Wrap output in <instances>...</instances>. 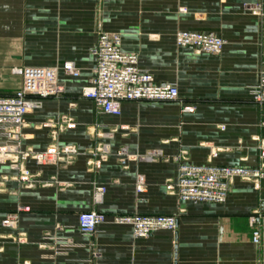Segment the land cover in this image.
Returning a JSON list of instances; mask_svg holds the SVG:
<instances>
[{"label":"crops","instance_id":"0c3cea01","mask_svg":"<svg viewBox=\"0 0 264 264\" xmlns=\"http://www.w3.org/2000/svg\"><path fill=\"white\" fill-rule=\"evenodd\" d=\"M255 5L263 11L254 12ZM99 28L119 34L123 51L137 54L156 84L176 85L179 101L125 102L116 117L83 99L94 77L91 50ZM178 32L214 34L226 44L218 56L197 54L176 45ZM67 62L80 69L78 78L61 71ZM14 68H58L65 87L62 98L45 100L26 116L23 149L45 152L53 143L50 125L67 117L75 127L58 131V145L73 146L79 155L60 166L24 161L38 175L34 188L15 179L18 170L0 164V264H264V181L256 189L236 180L222 205L179 202L167 190L184 152L195 165L208 164L214 153L217 166L260 165L264 106L253 102L251 88L264 68V0H0V96L21 88ZM188 104L195 106L193 114L182 112ZM105 147L103 161L95 154ZM124 150L129 159L121 156ZM152 152L160 156L149 159ZM139 176L145 180L141 194ZM99 187L106 193L95 204ZM20 207L30 210L16 226H5L7 214ZM91 211L108 220L86 237L78 216ZM180 212L176 234L162 231L147 239L111 221ZM253 215L260 246L252 241ZM54 238L76 247L57 256Z\"/></svg>","mask_w":264,"mask_h":264},{"label":"built area","instance_id":"2783aa9c","mask_svg":"<svg viewBox=\"0 0 264 264\" xmlns=\"http://www.w3.org/2000/svg\"><path fill=\"white\" fill-rule=\"evenodd\" d=\"M252 10L259 13L263 11V7L255 5ZM175 42L179 48L193 49L197 54L214 56L220 55L226 44L217 35L196 32H178ZM91 55L95 59L94 77L83 88L82 98L92 102L99 113L120 116L125 102L179 101L178 87L173 84L165 86L156 84L154 76L140 68L139 56L123 51L122 37L119 34L108 33L99 28L97 42L91 50ZM61 71L72 78L80 76V69L73 62L65 63ZM58 73V68H14L12 74L22 78V86L11 96H0V164H9L18 170L19 176L15 179L26 188L36 187L35 178L38 175H33L23 166L24 161L33 160L39 166H60L71 164L79 155L77 148L73 146L61 148L58 145V131L75 127L73 120L67 117L62 118L58 125H50L54 129L53 143L45 152L26 151L22 147L26 116L31 111L42 108L45 100L59 99L65 94V87L59 82ZM251 97L255 104L264 106V68L259 74L258 83L251 88ZM195 110L194 105H182L183 113L193 114ZM116 131L117 129L113 128L112 134ZM259 142L258 167L217 166L213 164L216 153L212 155L208 164L195 165L188 161L185 152L182 153L176 159L177 179L167 185L168 192L179 202L222 205L228 200L236 180L249 182L256 189H260L264 181V141ZM95 155H100L101 160L105 161L109 156V149L105 147L97 150ZM154 155L160 156L152 152L147 157L150 159ZM121 156L129 159L126 150ZM144 190L145 180L139 176L136 192L141 194ZM105 193L104 187L96 189L95 204L103 202ZM29 210L20 207L15 212L7 214L5 226H16L20 214ZM182 214L180 212L173 216L119 215L111 217V221L117 226L130 227L136 239H147L162 231L176 234L178 218ZM107 220L108 216L103 213L84 212L78 216V228L83 236L93 237L99 233V228L107 223ZM249 224L253 230L252 241L260 246L262 232L256 215L249 218ZM52 242V250L57 256L66 255L76 247L67 238H54ZM97 256L94 255L95 258Z\"/></svg>","mask_w":264,"mask_h":264}]
</instances>
